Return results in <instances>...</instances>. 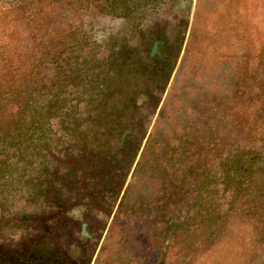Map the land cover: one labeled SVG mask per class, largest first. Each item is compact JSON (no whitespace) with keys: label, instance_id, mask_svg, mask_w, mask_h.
<instances>
[{"label":"rangeland","instance_id":"374dc122","mask_svg":"<svg viewBox=\"0 0 264 264\" xmlns=\"http://www.w3.org/2000/svg\"><path fill=\"white\" fill-rule=\"evenodd\" d=\"M84 1L0 0V77L9 82V76L26 75L29 63L47 53L65 56L61 42L69 30V47L86 42L98 56L113 38L140 44L162 33L172 41L184 19L186 25L158 105L140 107L138 101L142 139L134 159L110 170L112 183L121 184L117 197L99 203L94 181L82 185L79 179L78 193L89 196L72 198L56 218L67 226L54 224L47 232L57 248L48 264L263 263L260 220L245 213H233L211 240L201 228L170 238L166 228L198 209L203 197L196 187L217 155L245 142L253 82L264 76V0H143L135 34L130 30H137V21L98 14L106 0ZM97 30L108 33L100 42ZM155 43L156 54L160 41L149 44L147 55ZM173 52L171 46L164 54L171 58ZM47 217L15 232L0 226V240L28 249L45 232L40 222Z\"/></svg>","mask_w":264,"mask_h":264},{"label":"trees","instance_id":"16d2710c","mask_svg":"<svg viewBox=\"0 0 264 264\" xmlns=\"http://www.w3.org/2000/svg\"><path fill=\"white\" fill-rule=\"evenodd\" d=\"M145 6L143 0H106L97 12L135 22ZM139 25L137 21V30L131 25L130 33H140ZM185 25L184 19L172 41L162 33L140 44L113 38L98 56L89 53L86 42L69 47V30L61 42L65 56L47 53L37 64L29 63L26 75L9 76V82L0 77V226L15 232L34 218L51 215L40 222L45 232L28 249H11L0 240V264L56 259L57 248L47 232L54 224L67 226L56 218L72 198L89 196L78 193L79 179L82 185L94 181L91 189L99 203L117 197L121 184L112 183L116 176L110 170L134 159L142 139L136 109L158 105ZM155 41L161 45L150 57L146 48ZM171 46L172 57H166ZM253 83L245 142L220 152L214 167L205 170L196 187L203 200L189 217L169 222V238L201 228L205 240H211L227 218L242 212L260 220L264 243V76Z\"/></svg>","mask_w":264,"mask_h":264},{"label":"clouds","instance_id":"9594fccd","mask_svg":"<svg viewBox=\"0 0 264 264\" xmlns=\"http://www.w3.org/2000/svg\"><path fill=\"white\" fill-rule=\"evenodd\" d=\"M107 34H108L107 32H103V31L97 30L95 32L94 38L96 39L97 42H100L101 40L106 38Z\"/></svg>","mask_w":264,"mask_h":264},{"label":"water","instance_id":"95a60500","mask_svg":"<svg viewBox=\"0 0 264 264\" xmlns=\"http://www.w3.org/2000/svg\"><path fill=\"white\" fill-rule=\"evenodd\" d=\"M157 43L159 44V42H157ZM157 43H155V44L152 46L151 51H150V57L153 56V54H154V52H155V45H156ZM83 227H84V225L82 224V225H81V235H83Z\"/></svg>","mask_w":264,"mask_h":264}]
</instances>
